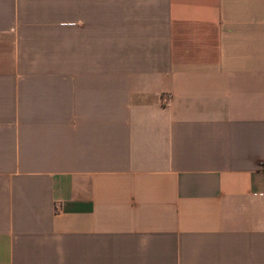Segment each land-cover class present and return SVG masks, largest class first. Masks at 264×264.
I'll return each mask as SVG.
<instances>
[{
  "label": "crops",
  "instance_id": "0c3cea01",
  "mask_svg": "<svg viewBox=\"0 0 264 264\" xmlns=\"http://www.w3.org/2000/svg\"><path fill=\"white\" fill-rule=\"evenodd\" d=\"M0 264H264V0H0Z\"/></svg>",
  "mask_w": 264,
  "mask_h": 264
}]
</instances>
